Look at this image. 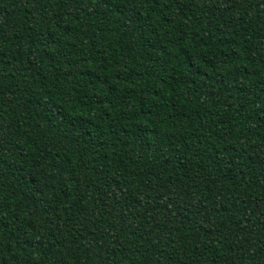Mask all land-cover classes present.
I'll return each mask as SVG.
<instances>
[{
    "label": "trees",
    "instance_id": "obj_1",
    "mask_svg": "<svg viewBox=\"0 0 264 264\" xmlns=\"http://www.w3.org/2000/svg\"><path fill=\"white\" fill-rule=\"evenodd\" d=\"M0 264H264V0H0Z\"/></svg>",
    "mask_w": 264,
    "mask_h": 264
}]
</instances>
